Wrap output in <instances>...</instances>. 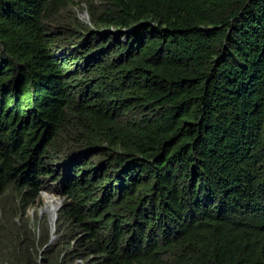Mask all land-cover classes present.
<instances>
[{"label": "trees", "instance_id": "1", "mask_svg": "<svg viewBox=\"0 0 264 264\" xmlns=\"http://www.w3.org/2000/svg\"><path fill=\"white\" fill-rule=\"evenodd\" d=\"M0 264H264V0H0Z\"/></svg>", "mask_w": 264, "mask_h": 264}, {"label": "rangeland", "instance_id": "2", "mask_svg": "<svg viewBox=\"0 0 264 264\" xmlns=\"http://www.w3.org/2000/svg\"><path fill=\"white\" fill-rule=\"evenodd\" d=\"M86 13L88 14L87 6L85 4H81L79 2H76V5L73 6L71 9H69V11L63 15V18L69 20L72 23V25H73V22H75L76 20H78L84 24H89V20L84 18L85 17L84 15ZM73 26L75 27V25H73ZM45 193L49 194L45 190L41 193V202H42L43 206H40L39 202H38V203H36L37 205L34 206L33 208L32 207L30 209L28 208L27 213L30 214L33 219H35L36 214H37L36 212L37 211L40 213L42 212L43 215L40 214V216H41L42 220L47 219V221H48V225L45 226V230L47 232H49V234L51 236L50 242H52L51 245H53V244L57 243V236L55 235L56 231H55V233H52V226H51V223L49 221V216L43 213L44 209H45V203L47 201L54 200L55 198L59 199L63 203H64V200L60 196H57L54 194H49V195L54 196L55 198H53V197L52 198L49 197L50 199H48V197L42 198V194H45ZM6 199H8V198H6ZM52 237H54V240H52Z\"/></svg>", "mask_w": 264, "mask_h": 264}, {"label": "bare ground", "instance_id": "3", "mask_svg": "<svg viewBox=\"0 0 264 264\" xmlns=\"http://www.w3.org/2000/svg\"><path fill=\"white\" fill-rule=\"evenodd\" d=\"M53 197L55 198L54 196H50V195H44V198L45 197ZM43 198V197H42ZM44 200V199H43ZM45 203V202H44ZM59 207V201L54 199V200H50V201H47L45 203V209H44V214L48 215L49 216V221L50 223L52 222L53 223V220H54V216H55V212L57 210V208Z\"/></svg>", "mask_w": 264, "mask_h": 264}, {"label": "water", "instance_id": "4", "mask_svg": "<svg viewBox=\"0 0 264 264\" xmlns=\"http://www.w3.org/2000/svg\"><path fill=\"white\" fill-rule=\"evenodd\" d=\"M85 16L88 18V15H86L85 14ZM130 33V32H129ZM46 194V193H45ZM45 194H42V197L44 198V195ZM46 195H49V194H46ZM51 196V195H50ZM56 200H58L59 201V207L57 208V210H56V212H55V216H54V220H53V223L51 222V226H52V233H55V231H56V224H57V221H58V213H59V211L62 209V207H63V202L62 201H60L59 199H57V198H55ZM44 213V212H43ZM41 215H43L42 214V212L40 213ZM52 240H54V237H52ZM50 244H52V242H50Z\"/></svg>", "mask_w": 264, "mask_h": 264}, {"label": "clouds", "instance_id": "5", "mask_svg": "<svg viewBox=\"0 0 264 264\" xmlns=\"http://www.w3.org/2000/svg\"><path fill=\"white\" fill-rule=\"evenodd\" d=\"M86 15H88V14L86 13ZM84 16H85V15H84ZM84 18L89 20V16H88V18H87L86 16H85Z\"/></svg>", "mask_w": 264, "mask_h": 264}]
</instances>
